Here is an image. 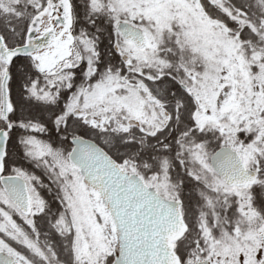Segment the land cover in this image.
<instances>
[{
	"label": "snow or ice",
	"instance_id": "6c2138e0",
	"mask_svg": "<svg viewBox=\"0 0 264 264\" xmlns=\"http://www.w3.org/2000/svg\"><path fill=\"white\" fill-rule=\"evenodd\" d=\"M0 264H264V0H0Z\"/></svg>",
	"mask_w": 264,
	"mask_h": 264
}]
</instances>
